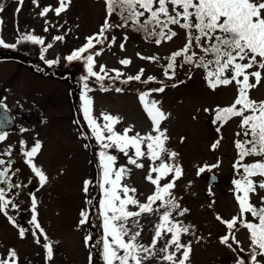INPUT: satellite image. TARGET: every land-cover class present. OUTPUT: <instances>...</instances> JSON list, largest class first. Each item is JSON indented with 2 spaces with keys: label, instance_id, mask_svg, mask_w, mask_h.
Returning a JSON list of instances; mask_svg holds the SVG:
<instances>
[{
  "label": "rangeland",
  "instance_id": "1",
  "mask_svg": "<svg viewBox=\"0 0 264 264\" xmlns=\"http://www.w3.org/2000/svg\"><path fill=\"white\" fill-rule=\"evenodd\" d=\"M59 3L60 0H37L35 4L33 0H23L21 5L19 0H0V7L3 8V11H0V21H2L0 23V38L8 44H16L20 36L26 34H32L43 39V44H34L30 41L17 44L14 49L12 48L13 56L17 60L30 61L39 67H44L41 63L42 60H58L56 64L64 65V74H70L76 81H83L80 76L87 75L85 61L81 59L69 62L66 57L86 44L88 37L99 33L107 15L105 0H71L66 10L57 16L54 9L59 6ZM18 7L19 12H17ZM45 7L52 10L45 16H40V12ZM169 10L171 12V5ZM108 19L113 25L121 24L119 19L112 15ZM172 28L177 35L170 41L165 40L157 45L143 41L127 28L113 27L106 33L108 40L103 45L97 44L95 49L89 50V52H93L103 48L99 56H94L93 70L99 73L100 65H104L107 71V76L103 81H97L95 77H90L89 82L95 81V90L87 93L93 100L92 114L101 126L105 123L102 113L118 117L119 123L113 126L114 131L118 133H123L125 128L131 127L130 136L137 132L141 135L148 134L152 131V123L139 96L143 92L164 86V92H151L147 99L159 101L158 107L168 114V118L161 123V128L167 130L166 135L169 137L165 142V147L169 151H175L178 155L172 161L165 154L163 156L164 161L170 164L178 163L183 170V175L175 182L172 193L181 208H187L189 211L183 216L177 215L174 211L173 216L181 221L184 226H191L189 233L181 235L182 243L191 242L192 251L188 264H236L238 257L244 258L246 264H250L248 231L237 225V228L234 229L236 240L240 242L239 248H243L244 251L241 252L239 248L233 251L220 243V237L227 234L228 230L225 224L216 219V216L219 215L224 221H228L233 216L238 215V204L233 194L232 180L239 178V174L233 168V164L238 159L234 142L237 139L241 141L245 139L242 129L239 127L241 118H232L224 124L219 133L216 131L219 123H213L215 116L213 110L217 107L230 106L234 102L238 94L237 85L233 82L229 86H220L213 91L208 87L205 80L206 74L202 69L192 70L187 66H181L178 60H176L174 77L168 79L164 74V69L167 66L166 57L182 49L186 43L185 29L179 25H174ZM58 35L64 36V40H54V37ZM125 36H127V40L124 39ZM113 37H115V42L109 47L108 43ZM121 43L124 44L123 50L120 48ZM48 44L53 46L47 48ZM193 45L191 51L198 55V48L195 43ZM42 49H46V51H42ZM0 52L1 54L4 53L3 47H0ZM137 53L143 57L156 56L158 60L141 59ZM41 56L44 59H41ZM122 59H129L131 63L127 66L122 65L120 63ZM20 64L17 63L18 67L13 77L16 85L15 98L18 100L16 107L31 109L32 106H30L28 98L38 97L36 100L42 101L46 93L44 90L35 89L33 84L34 88L31 86L28 78L29 69ZM141 69H143V74L140 81L130 80L127 83L118 84L122 91H115L116 88L114 89L111 84L108 86L109 80L126 81L129 76L140 74ZM256 70L258 69L253 67L249 71ZM117 72L121 73L119 78H116ZM261 73V83L249 91L250 98L257 102L264 101V70H261ZM8 74L5 73V75ZM100 74L104 75V73ZM169 75H171L170 72ZM227 75L230 76L231 73L229 72ZM149 76L155 77V80L143 83ZM179 81H184V83H179ZM249 82L255 83V78L250 77ZM101 83L108 89L107 91L101 90ZM173 84H177V86L172 87ZM66 90L67 88L60 92L64 100L65 116L69 112ZM82 92L79 91L78 98L75 95V100L77 99L83 113ZM206 108L210 111L205 112L204 109ZM83 118L85 119L84 114ZM89 130L93 134L90 126ZM30 132V130L17 128L16 145L14 146L16 150H20V152L25 150L22 147L21 139L28 141V138L33 136ZM237 132H241L239 137L236 136ZM50 134L52 138L50 140L54 141L48 140L44 149L42 147L40 159L43 164L42 170L52 174H49L48 182L43 186L45 188L50 186L62 188L63 196H65L64 202L70 205L69 209L74 210L75 214L78 215L80 206L82 211L85 209L81 188L84 181H87L89 174L87 170L93 171L90 160L76 127L66 128L59 132L52 131ZM104 134L107 135L106 132ZM152 134L155 135V133ZM218 139H220V144L217 151L214 152L211 145ZM27 141H24L23 144ZM141 147L142 150L146 151V146L142 145ZM94 148L97 156V198L102 200L103 190L99 186L102 183L100 153L105 149L101 147V142H98L96 138ZM51 150H53V155H50ZM106 151L116 156L117 168L124 166L130 170L121 180L122 184L136 189L134 194H129L134 195L141 203L146 202L147 197L155 191V186L146 179L150 166H153L152 162L147 157H143L139 162L144 167L138 169L134 165L128 164L127 157L117 149L109 148ZM133 154L134 149H130L129 155ZM258 160H264V156H248L245 157L243 163H253ZM159 163L160 161H156L157 165ZM217 163L219 166L212 168L211 172L205 171L201 175H197L199 167ZM242 171L241 169L240 172L242 173ZM210 173L218 180L217 184L211 187L207 185ZM152 175L154 178L156 174L153 173ZM170 179L171 174L163 179L161 184L167 183ZM253 179L259 181L264 177L257 176ZM79 188L80 192L78 191ZM250 195L251 203L260 207L264 190L258 188L256 194ZM159 205L160 201H157L153 207L157 208ZM128 209L138 211L134 205H129ZM162 211L163 209H160V212ZM100 213L101 209L97 214V219H99L97 220V228H101L102 234H104L103 217ZM66 214L72 215L71 212ZM245 216L246 219L252 220L250 214H245ZM138 219L141 227L134 228L133 231H140L141 236L138 241L145 246H150L155 232V224L159 222V216L155 213H146ZM128 226L131 227V220ZM58 229L60 228H51V232L46 235L53 246V258L48 264H66L69 261V264H87L88 243H85L83 238L80 239L79 250H76V236L78 234L75 231L77 228L71 229L69 233V230L65 228L64 236L55 235L59 239V246L55 242L57 239H54L52 235V231ZM85 229L88 230V227L85 224L81 225V237ZM169 238L170 234L159 240L156 249L163 248ZM233 247L236 248L237 246L233 245ZM169 251H175L174 247L170 248ZM163 255L164 253L157 251L154 256L145 260L144 264H168L167 261L162 260ZM179 255L180 253H177V256ZM257 259L260 264H264V256H258Z\"/></svg>",
  "mask_w": 264,
  "mask_h": 264
},
{
  "label": "snow or ice",
  "instance_id": "2",
  "mask_svg": "<svg viewBox=\"0 0 264 264\" xmlns=\"http://www.w3.org/2000/svg\"><path fill=\"white\" fill-rule=\"evenodd\" d=\"M19 3L22 5L23 0H19ZM33 3H37V0H33ZM70 3L71 0H60L59 6L54 9L55 14L59 16ZM105 5L107 15L99 33L88 37L86 44L66 57L69 62L81 59L85 61L87 75L81 77L83 81H87L89 77H95L97 81L105 79L107 71L104 65H100L99 73L93 70L94 56H99L103 48L93 52H89V50L95 49L97 44L103 45L108 40L106 33L113 27H126L130 23L134 30L143 31L148 38L156 37L155 43L157 45L162 40L170 41L177 35L169 25H179L185 29L186 43L184 47L167 57L168 64L164 69V74L168 79H172L175 75L177 57H183L181 66L190 64L205 69V80L211 90L215 91L220 86H229L233 82L237 85L238 94L234 102L230 106L217 107L213 110L215 112L213 123H219L216 129L219 133L230 119L241 118L239 127L242 129L245 139L243 141L237 139L234 142L238 159L233 164V168L239 174V178L232 180L233 194L238 204V215L233 216L228 221H224L219 215L216 216V219L225 224L228 230L227 234L220 237V243L233 251H236L240 245V242L236 240L234 229L239 225L248 231L250 264H260L257 257L264 256V197H261V206L257 207L251 203L250 194H256L258 188L264 190V179L259 181L253 179L257 176L264 177V160L253 163H243V161L248 156H264V101L257 102L251 99L249 95V91L261 83V70H264V0H105ZM169 5H171V12ZM19 10L18 7L17 12ZM50 10L52 9L45 7L40 12V16H45ZM0 11H3L2 7H0ZM113 13L120 16L121 24L113 25L110 23L108 17ZM146 13L147 16H145ZM142 17H144L143 20H141ZM124 39L127 40V36ZM54 40L63 41L64 36H55ZM23 41H30L34 44L44 43L43 39L32 34H26L20 36L16 44H8L0 38V47L14 49L17 44ZM114 42L115 37L108 43V46L111 47ZM194 43L204 55L198 56L196 52L191 51ZM52 46V44H48L47 48ZM120 48L121 50L124 49L123 43H121ZM42 51H46V49H42ZM85 53L89 54L82 56ZM137 55L140 56L139 53ZM140 58L151 61L158 60L156 56H140ZM41 59L44 57L41 56ZM45 62L52 65L58 63V60H46ZM120 63L127 66L131 61L122 59ZM253 67L258 70L249 71ZM170 70L171 75H169ZM229 72L231 73L230 76L227 75ZM100 73H104V75ZM142 74L143 69H141L140 74L129 76L123 82L140 81ZM120 75L121 73L117 72L116 78H119ZM250 77L255 78V83L249 82ZM154 80L155 77L149 76L143 83ZM179 83H184V81H179ZM176 86L177 84L172 85V87ZM100 87L103 91L108 90L102 83ZM83 89L81 101L84 117L96 140L101 142V147L105 149L100 153L102 183L99 185L103 190L100 214L103 217V260L105 264H144V261L154 256L157 251L164 253L162 260L167 261L168 264H188L192 251L191 242L182 243L181 235L189 233L191 226H184L181 221L173 216L174 211L179 216H183L189 211L187 208H181L172 193L175 182L183 175V170L178 163L170 164L164 161L163 156L165 154L172 161L178 155L175 151H169L165 147V142L169 137L166 135L167 130L161 128V123L168 118V114L158 107L159 101L147 99L151 92L162 93L165 87L161 86L140 94L139 99L151 120L152 131L145 135L137 132L131 136L129 135L132 132L131 127L125 128L123 133L114 131L113 126L119 123L118 117L102 113L105 123L103 126L98 124L92 114L93 100L87 94L91 89L87 83H84ZM115 91L120 92L122 89L116 88ZM204 111L210 110L206 108ZM105 132L107 133L106 136ZM240 135L241 132L236 133L237 137ZM6 136L7 133L0 132V141H4ZM21 143L23 144V141ZM219 144L220 139L216 140L211 148L215 150ZM142 145L146 146V151L142 150ZM109 148H115L122 152L127 157L128 164L134 165L138 169L144 167L139 162L141 158L147 157L152 162L153 166H150L146 179L155 186V191L147 197L146 202L141 203L134 195L129 194H134L135 188H130L121 183L122 178L130 170L124 166L116 167V156L106 151ZM40 149L41 142L37 140L30 150L24 151V157L25 163L38 177L40 186H43L48 182V177L33 162ZM130 149H134L133 155H129ZM4 154L10 156V149ZM156 161H160V163L157 165ZM218 166L217 163L199 167L197 175L199 176ZM10 169L11 161L0 159V183L7 184L9 190L13 187H22L20 184L9 183L11 177L8 176V172ZM241 169L243 170L242 173L240 172ZM18 171L19 169L16 170V172ZM16 172H13V175ZM153 173L156 174L154 178ZM169 174H171V179L167 183L161 184V181ZM89 183V181H85V192L88 191ZM209 194L211 195L210 190ZM157 201H160V205L154 208L153 205ZM129 205L136 206L138 211L129 210ZM9 207L14 210L19 209V205L7 198L6 189L0 187V213L4 214L13 226L19 228V236L24 238L27 230L19 227L16 219L9 215ZM160 209L163 211L160 212ZM31 212L32 216L29 223L34 229L32 235L38 244L40 240L37 237V231L44 237L43 247L46 251V259L50 261L53 256V246L38 222L37 200L34 195L31 196ZM146 213H155L159 216V222L155 224V232L150 246H145L138 241L141 236L140 231H133L134 228L141 227L138 218ZM245 214H250L252 220L246 219ZM87 219V214L82 211L79 224H85ZM130 220L131 227L128 226ZM168 234H170V238L166 240L164 247L156 249L157 242L164 239ZM85 241L87 243V237ZM233 245L237 247L234 248ZM173 247L175 251L170 252L169 249ZM239 250L244 251L243 248H239ZM177 253L180 255L177 256ZM0 264H17V252L14 249H9L8 257L0 259ZM236 264H246V260L238 257Z\"/></svg>",
  "mask_w": 264,
  "mask_h": 264
},
{
  "label": "flooded vegetation",
  "instance_id": "3",
  "mask_svg": "<svg viewBox=\"0 0 264 264\" xmlns=\"http://www.w3.org/2000/svg\"><path fill=\"white\" fill-rule=\"evenodd\" d=\"M45 61L46 60L41 61L44 67H39L37 64L36 67L35 64L30 61L17 60L12 54V48H4L3 54L0 52V105H2L0 106V132L7 133L6 139L0 141V159L11 161V169L8 172V176L11 177L9 183L13 185H22V187H13L9 190L7 189V184L0 183V187L6 189L8 199L13 200L19 205L18 210L9 207V215L16 219L19 227H23L27 230L24 238H21L19 236V228L13 226L6 216L0 213V259L7 258L9 249H14L17 252V264L49 263V260L46 259V251L43 247L44 237L37 231V237L40 243H36V238L32 235L34 229L29 223L32 216L31 196L34 195L37 200V219L44 229V233L47 235L48 232H51V228H60L52 231L54 239H57L55 242L59 246V239L55 237V235L58 237H60V234L64 236L65 228L69 230L68 233L71 229L75 230V228H77L75 231L78 234L76 236V250H79L80 239L83 238L86 243L85 238L87 237V264H96L97 214L100 210L101 199L97 198L98 174L96 149L94 148L95 138L89 130L88 123L83 118V113L81 112L77 99L75 100V95L77 96L79 91H84L83 85L85 82L89 85V88L94 91L95 81L89 82L90 77L87 81H76L70 74L63 73V64L58 65L55 63L49 65ZM17 63H21L20 65L29 69L30 75H28V78L31 86L33 84V86L36 87L35 89L44 90L46 93L42 101L36 100L38 97L32 99L27 97L30 106H32L31 109H24L21 106L20 108L16 107L18 100L15 98L16 85L13 77L18 67ZM5 73L9 74L5 75ZM116 81L117 80L114 82ZM65 88H67L66 91L69 100V105L67 106L69 112L67 116L64 115V100L63 96L60 95V92L65 91ZM71 127L77 128V132L84 143L85 151L93 170H87V173L89 172L87 181L90 182L88 191L85 192L84 190L85 181L81 188V193H83L84 196L82 202L85 204L83 212H85L88 217L85 223L88 230H84L82 237L80 235L81 225L79 224L82 207H79L80 212L76 215L74 210L71 211L69 209L70 205L64 202L65 196H63L62 188L58 189L55 186L45 188L44 186H40L38 177L35 176L25 163L24 157V151L30 150L35 142L39 140L41 142V149L33 162L42 169L43 164L40 155L42 147L44 149L47 141L52 139L50 132H59L66 128L70 129ZM17 128L30 130V134L33 135L28 138V141L27 139H21L23 142L27 141L22 144V147L25 148L23 152L16 150L14 147L16 145ZM50 141L53 142L54 140ZM9 149L11 151L10 156L4 154L9 151ZM52 151L53 150L50 151V155H53ZM17 169H19L18 172H16ZM43 171L47 177H49V174H52L46 170ZM13 172H16V174L13 175ZM78 191L80 192V188ZM69 212H71L72 215L66 214ZM69 262L66 264H69Z\"/></svg>",
  "mask_w": 264,
  "mask_h": 264
},
{
  "label": "trees",
  "instance_id": "4",
  "mask_svg": "<svg viewBox=\"0 0 264 264\" xmlns=\"http://www.w3.org/2000/svg\"><path fill=\"white\" fill-rule=\"evenodd\" d=\"M170 6V5H169ZM112 16H114V17H117L118 19H119V21H120V23H122V21H121V18H120V16H118V15H116L115 13H113L112 14ZM145 16H147V13L145 14ZM144 19V17H142L141 18V20H143ZM174 25H169V27L173 30V27ZM124 28H127L128 30H130L131 32H133L134 34H136L137 36H139L143 41H146V42H148V43H155V39H156V37H151V38H148L147 36H146V34L143 32V31H136V30H134L133 29V26L129 23L128 24V26H126V27H124ZM157 31H158V29H157ZM165 31L167 32V29H165ZM174 31V30H173ZM163 41H165V40H162V42ZM156 44V43H155ZM194 46V45H193ZM198 52H199V54H198V56H200V55H204L202 52H201V50L198 48ZM86 55L88 54V53H85ZM85 54H83L82 56H86ZM169 56H171V55H169ZM169 56H167V57H169ZM167 57H166V61H167V64H168V59H167ZM182 59H183V57H177V59L176 60H178L180 63H181V61H182ZM208 59H211V57H208ZM179 65H181V64H179ZM182 66H187V67H189V68H191L192 70H196V69H202L203 70V72L206 74V71H205V69L204 68H202V67H195V66H193V65H190V64H183ZM170 73H171V70H170ZM110 82H109V84H108V86H110V84L111 85H113V87H114V89L115 88H120L119 86H118V84L120 83V84H122V83H124L123 81H122V83L121 82H118V81H116V82H114L115 80H109ZM128 85V84H127ZM107 86V85H106ZM231 120V119H230ZM229 120V121H230ZM97 220H99V219H97ZM103 235L104 234H102V230H101V228H97V234H96V264H104L105 262H104V260H103Z\"/></svg>",
  "mask_w": 264,
  "mask_h": 264
},
{
  "label": "water",
  "instance_id": "5",
  "mask_svg": "<svg viewBox=\"0 0 264 264\" xmlns=\"http://www.w3.org/2000/svg\"><path fill=\"white\" fill-rule=\"evenodd\" d=\"M181 23H183V21H181ZM214 152H216L217 151V149H215V150H213ZM211 171V170H210ZM217 182H218V180L216 179V177L214 176V175H209V177H208V180H207V185L209 186V187H211V186H213V185H216L217 184Z\"/></svg>",
  "mask_w": 264,
  "mask_h": 264
}]
</instances>
